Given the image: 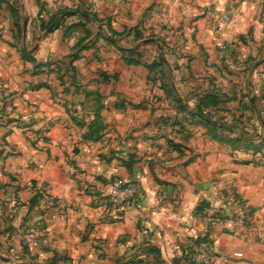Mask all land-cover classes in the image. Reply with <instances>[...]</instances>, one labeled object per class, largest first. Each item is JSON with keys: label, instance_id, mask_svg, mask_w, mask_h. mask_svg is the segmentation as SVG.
Returning a JSON list of instances; mask_svg holds the SVG:
<instances>
[{"label": "crops", "instance_id": "0c3cea01", "mask_svg": "<svg viewBox=\"0 0 264 264\" xmlns=\"http://www.w3.org/2000/svg\"><path fill=\"white\" fill-rule=\"evenodd\" d=\"M53 1L0 0V264H194L203 235L264 264V147H238L264 140V0ZM114 174L145 193L117 217Z\"/></svg>", "mask_w": 264, "mask_h": 264}, {"label": "built area", "instance_id": "2783aa9c", "mask_svg": "<svg viewBox=\"0 0 264 264\" xmlns=\"http://www.w3.org/2000/svg\"><path fill=\"white\" fill-rule=\"evenodd\" d=\"M12 2V0H7ZM63 0H54V5H59ZM39 17H43V11L39 12ZM230 19L227 12H222L219 17V26ZM105 202L111 208L114 217L124 208L131 207L145 198L142 184L139 180L129 179L120 174H114L108 180L104 191ZM28 231L37 242L39 236L37 228L31 225ZM182 254L194 264H216L220 256L215 247L214 240L206 235L189 241L183 248Z\"/></svg>", "mask_w": 264, "mask_h": 264}, {"label": "trees", "instance_id": "16d2710c", "mask_svg": "<svg viewBox=\"0 0 264 264\" xmlns=\"http://www.w3.org/2000/svg\"><path fill=\"white\" fill-rule=\"evenodd\" d=\"M43 9V4L40 5V10L39 12ZM39 12L37 13V16H36V21H35V24H36V27L38 28H46V27H55V26H60V25H63L64 26V36L67 37L68 39L72 36V32L75 31V30H78L79 28H83V22L80 20V19H73V20H69V21H65V20H56V21H48V22H45L43 20V17H39ZM86 31V35L84 37H78L76 40H74V43L72 44V48L73 49H76L74 51H72L70 53V56H71V60L70 62L68 63V68H73V65H72V60L74 58H76L78 56V51L85 47V46H88V43L85 42V43H82V41L84 40V38L89 34V31L88 29H85ZM107 31H108V34L111 38H115V36H117V34H119L120 32L115 30L114 28H112L111 26H108L107 27ZM135 50L134 49H128L127 52L129 54H131L132 52H134ZM126 61H131V59H127V57H124ZM136 61H139L138 59H135ZM51 63V62H50ZM151 64V63H150ZM148 63V65H150ZM59 68V67H58ZM40 86V84L36 85V87ZM263 101L264 102V91H261L259 93V96H253L250 100H249V105L247 106L248 108H250V110L252 111H256L257 109L255 108V103L258 104V102ZM1 111V110H0ZM260 111H264V106H262L260 108ZM199 112L203 115L204 113L201 112V110H199ZM94 123H97V121L94 120ZM93 130H96V127L93 128ZM233 140H236V141H240L241 138L240 137H235L233 138ZM264 140L262 139V141H260V143L256 144V143H253L251 141H248V140H244L242 141V145H239L238 147H241V148H245V149H252L253 151H258V150H261L263 147H264Z\"/></svg>", "mask_w": 264, "mask_h": 264}]
</instances>
